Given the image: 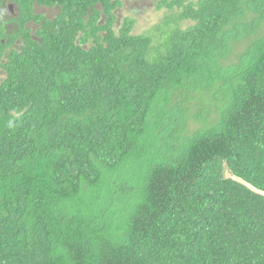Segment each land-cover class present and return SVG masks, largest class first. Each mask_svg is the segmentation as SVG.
I'll return each instance as SVG.
<instances>
[{"label":"trees","instance_id":"16d2710c","mask_svg":"<svg viewBox=\"0 0 264 264\" xmlns=\"http://www.w3.org/2000/svg\"><path fill=\"white\" fill-rule=\"evenodd\" d=\"M126 1L0 0V264H264V0Z\"/></svg>","mask_w":264,"mask_h":264},{"label":"rangeland","instance_id":"374dc122","mask_svg":"<svg viewBox=\"0 0 264 264\" xmlns=\"http://www.w3.org/2000/svg\"><path fill=\"white\" fill-rule=\"evenodd\" d=\"M133 1L134 0H129V2H125L123 9H120L118 12V22L124 17H133V19H135V26L132 34H141L150 30L156 23H158L163 12L155 13L153 10L154 6L151 4L155 0H136V3H133ZM192 1L195 2L197 0Z\"/></svg>","mask_w":264,"mask_h":264},{"label":"flooded vegetation","instance_id":"af4514ba","mask_svg":"<svg viewBox=\"0 0 264 264\" xmlns=\"http://www.w3.org/2000/svg\"><path fill=\"white\" fill-rule=\"evenodd\" d=\"M133 3H136V1H134ZM8 10H9V12H10V15L13 17L14 15H13V7L11 6V5H9V7H8ZM118 12H119V10H118ZM48 14V10L46 9V15ZM50 16V15H49Z\"/></svg>","mask_w":264,"mask_h":264}]
</instances>
